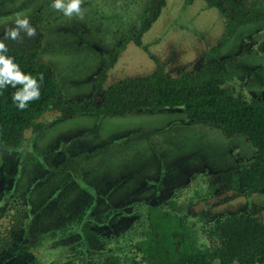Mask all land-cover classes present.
<instances>
[{
    "label": "rangeland",
    "instance_id": "374dc122",
    "mask_svg": "<svg viewBox=\"0 0 264 264\" xmlns=\"http://www.w3.org/2000/svg\"><path fill=\"white\" fill-rule=\"evenodd\" d=\"M52 2L0 0V34L16 13L40 15L37 60L53 72L67 105L91 97L96 104L93 79L103 54L114 49L119 55L104 89L148 77L157 65L172 77L194 71L224 37L220 14L203 0H166L140 38L145 49L125 40L134 36L149 0H84L83 19L65 17ZM263 37L261 24L243 25L215 54L236 57L226 64L235 80L223 88L248 101L264 97L248 75L263 64L252 47ZM36 122L42 128L26 130L17 146L0 145V264H99L110 255L120 264H144L134 257L133 242L149 229L148 208L168 210V201L193 251H218L216 226L233 216L251 217V205L260 210L254 219L264 224V192L248 189L254 154L248 141L190 125L180 108L69 119L46 111ZM102 148L77 164V176L51 172L66 158ZM225 171H239L232 190L210 188L211 175Z\"/></svg>",
    "mask_w": 264,
    "mask_h": 264
},
{
    "label": "trees",
    "instance_id": "16d2710c",
    "mask_svg": "<svg viewBox=\"0 0 264 264\" xmlns=\"http://www.w3.org/2000/svg\"><path fill=\"white\" fill-rule=\"evenodd\" d=\"M189 4L192 0H186ZM205 7L217 11L223 20L224 37L216 47L208 49L202 64L194 71L180 72L177 77L165 73L157 65L145 78H125L112 83L106 89L103 84L107 72L116 63L119 51L103 55V65L93 79V94L98 99L81 100L65 104L59 94L55 77L50 68L37 60L43 35L42 19L38 13L28 18L36 35L28 37L23 31L20 38H7L6 30L0 34V42L6 44L5 55L25 74L37 78L40 97L31 101L24 110H19L13 101L16 88L0 89V145L13 148L19 144L26 130L37 132L42 123L36 120L46 111H53L60 119H69L79 114L96 116H124L134 111L150 113L164 109L180 108L188 124L209 126L219 131L226 139L244 137L254 150L247 168L251 175L248 189L252 193L264 192V97L244 99L240 93L227 92L223 85L233 82L226 68L227 59H216L220 46L228 41L236 30L246 24H261L264 27V0H203ZM166 0H149L141 23L134 36L125 40L144 48L140 38L158 18ZM255 52L264 60V37L254 45ZM43 74V80H39ZM250 80L258 88H264V64L249 72ZM102 149L81 153L53 168L54 175L71 173L77 176V164L83 159L97 155ZM227 191L233 187L232 171L215 175ZM214 176V177H215ZM213 189V186H210ZM168 210L148 208V231L134 241V257L144 264H264V224L254 219L259 208L251 205V217L233 216L218 224L214 235L220 240L218 251L209 254L191 249L189 235L173 214L175 203L167 202ZM117 255L107 256L99 264H120Z\"/></svg>",
    "mask_w": 264,
    "mask_h": 264
},
{
    "label": "clouds",
    "instance_id": "9594fccd",
    "mask_svg": "<svg viewBox=\"0 0 264 264\" xmlns=\"http://www.w3.org/2000/svg\"><path fill=\"white\" fill-rule=\"evenodd\" d=\"M83 3L84 0H53L52 8L69 19L73 17L83 19L86 13V9L82 7ZM21 31L30 38L36 35V28L31 25L25 12L16 13L13 25L6 30V36L17 40ZM7 51L6 44L0 42V89L7 86L16 88L20 85L21 87L13 93V101L19 110H24L31 101L39 99L40 84L37 78L22 72L13 58L5 55ZM39 80H43V74H40Z\"/></svg>",
    "mask_w": 264,
    "mask_h": 264
},
{
    "label": "flooded vegetation",
    "instance_id": "af4514ba",
    "mask_svg": "<svg viewBox=\"0 0 264 264\" xmlns=\"http://www.w3.org/2000/svg\"><path fill=\"white\" fill-rule=\"evenodd\" d=\"M224 30V29H223ZM254 45L255 44H253V49H254ZM255 50V49H254ZM104 55V54H103ZM240 56H241V54H240ZM205 57V56H204ZM204 57L201 59V61H200V65L202 64V62H203V59H204ZM227 63L228 62H232V61H235L236 60V57H230V58H227ZM263 64H264V60H263ZM263 64H261V65H263ZM199 65V66H200ZM261 65H259V66H261ZM227 68V67H226ZM251 71V70H250ZM249 71V72H250ZM249 74V73H248ZM232 77H233V82H234V80H235V78H234V76L233 75H231ZM231 84L232 82L230 81V82H228L227 84ZM237 84H239V83H237ZM255 85V84H254ZM256 86V85H255ZM93 87V86H92ZM258 88V87H257ZM227 91V90H226ZM227 92H229V91H227ZM231 93H233V94H236V93H240L239 91H236V93L235 92H231ZM241 94V93H240ZM94 96H96L95 94H93ZM93 100V97H91V98H89L87 101H92ZM92 103H93V101H92ZM73 158V157H72ZM69 159H71L70 157L69 158H66V161L67 160H69ZM249 163V162H248ZM225 172H228V171H225ZM233 173H235L237 176H239V171H232ZM220 173V172H219ZM218 173H213L212 175H211V184H210V186L212 185L213 186V189L215 190V188H217V191L218 190H220V189H222L223 190V185L219 182V180H218V178L215 176V175H217ZM61 176V175H60ZM215 176V177H214ZM233 178H234V176H233ZM230 190H232V189H230ZM230 190H227V191H225L224 190V192H228V191H230ZM216 191V192H217ZM250 192V191H249ZM252 193V192H251ZM209 194H210V192H209ZM211 194H213L212 193V191H211Z\"/></svg>",
    "mask_w": 264,
    "mask_h": 264
},
{
    "label": "crops",
    "instance_id": "0c3cea01",
    "mask_svg": "<svg viewBox=\"0 0 264 264\" xmlns=\"http://www.w3.org/2000/svg\"><path fill=\"white\" fill-rule=\"evenodd\" d=\"M42 33V32H41ZM134 112H136V111H134ZM132 113V112H131ZM104 117H107V116H104ZM132 133H134V132H132ZM150 133H153V132H150ZM91 151H93V150H91Z\"/></svg>",
    "mask_w": 264,
    "mask_h": 264
}]
</instances>
